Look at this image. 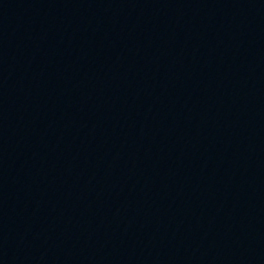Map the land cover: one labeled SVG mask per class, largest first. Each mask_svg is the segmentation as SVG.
<instances>
[{
	"label": "water",
	"instance_id": "obj_1",
	"mask_svg": "<svg viewBox=\"0 0 264 264\" xmlns=\"http://www.w3.org/2000/svg\"><path fill=\"white\" fill-rule=\"evenodd\" d=\"M0 264H264V0H0Z\"/></svg>",
	"mask_w": 264,
	"mask_h": 264
}]
</instances>
